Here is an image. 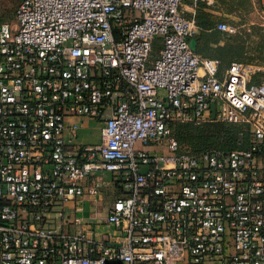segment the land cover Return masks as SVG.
Wrapping results in <instances>:
<instances>
[{
    "label": "built area",
    "instance_id": "built-area-1",
    "mask_svg": "<svg viewBox=\"0 0 264 264\" xmlns=\"http://www.w3.org/2000/svg\"><path fill=\"white\" fill-rule=\"evenodd\" d=\"M182 4L21 0L0 23V264H264L260 67L195 52ZM78 118L98 143L75 142ZM205 122L248 146L178 143L173 124Z\"/></svg>",
    "mask_w": 264,
    "mask_h": 264
},
{
    "label": "trees",
    "instance_id": "trees-1",
    "mask_svg": "<svg viewBox=\"0 0 264 264\" xmlns=\"http://www.w3.org/2000/svg\"><path fill=\"white\" fill-rule=\"evenodd\" d=\"M21 0H10L5 11L0 13V23H8L15 19L16 8ZM260 4L259 0H255ZM195 20L204 32L195 36V52L200 55H216L221 60V67H227L233 61L244 63H264V30L256 24L249 25V31L240 30L234 34H227L216 29L220 22H228L241 25L247 22L252 11V0H194ZM261 9L264 11L260 4ZM223 11L226 14L234 15L237 21L232 18L215 17L209 10ZM185 16L186 14L182 12ZM256 37V39H255ZM160 38L152 40V50L159 49ZM224 39L222 46L215 48L209 46L210 41ZM264 79V77H263ZM238 124L225 122H208L201 125L190 123L173 124V134L178 143L185 149L192 152L220 149L230 151L237 148H246L250 138L249 131L243 130Z\"/></svg>",
    "mask_w": 264,
    "mask_h": 264
},
{
    "label": "crops",
    "instance_id": "crops-1",
    "mask_svg": "<svg viewBox=\"0 0 264 264\" xmlns=\"http://www.w3.org/2000/svg\"><path fill=\"white\" fill-rule=\"evenodd\" d=\"M213 0H207V3H212ZM252 11L250 12L249 16L252 15V14H256L257 15V18L255 20L253 19H247V22L244 23V24H241V25H236V24H232V23H229V24H232V25H235L237 28H238V31L240 30H245V31H249V25L251 24H256V25H259L263 28L264 30V11L261 9V8H257L256 7V4H255V0H252ZM183 7H187V11L186 10H181L186 14L187 17H190L192 16L193 14L195 15V5H194V0H183V4H182ZM209 10V9H208ZM210 12H212V14L215 15V17H223V18H228L230 17L231 15L229 14H226L224 13L223 11H215V10H209ZM225 22V21H224ZM228 23V22H226ZM204 30H200L198 34L200 33H203ZM229 34V33H227ZM234 34V33H233ZM196 36V35H195ZM195 36L194 37H191L189 39V43L192 41V40H195ZM256 39V37H255ZM225 43L224 39H219L218 41H210L209 42V46L210 47H217V46H222L223 44ZM195 48H196V42H195ZM205 58H209V59H217L218 56L216 55H210V56H204ZM250 64H254V65H257L258 67H260V71L258 73V76L256 77V80L257 81H264L263 77H264V63H250ZM76 122L79 124V129L82 127V137L83 135H85L83 129L85 128L84 127V124H90V128L91 129V133H96L95 136L92 135V139L93 140H90L89 142H91L92 144H95V143H98L99 140H100V124L97 123V121H95L94 119L92 120L91 118H78V119H75ZM82 122V124H81ZM78 129V131H79ZM84 143H87V142H83L82 144ZM106 177V176H105ZM117 190H114V192H116ZM118 192V191H117Z\"/></svg>",
    "mask_w": 264,
    "mask_h": 264
},
{
    "label": "rangeland",
    "instance_id": "rangeland-1",
    "mask_svg": "<svg viewBox=\"0 0 264 264\" xmlns=\"http://www.w3.org/2000/svg\"><path fill=\"white\" fill-rule=\"evenodd\" d=\"M9 4H10V0H0V13L2 12V11H5L6 9H7V7L9 6ZM255 4H256V7L258 8H261L260 7V4H258V2H255ZM181 8H182V10L184 11V10H188L187 9V7L185 8V7H183V6H181ZM249 17V19H253V20H255L256 18H257V15L256 14H252V15H250V16H248ZM228 18H232L233 20H235V21H237L238 20V18L235 16L234 17V15H232V16H230V17H228ZM8 24L10 25V27H11V29L12 30H15V29H17V27H18V23H17V21H16V18L13 20V21H8ZM158 41H159V45H160V47H159V49H154L155 51H151V56H150V60H154L155 59V57H156V54L159 52V50L161 49V46H162V40L161 39H158ZM93 120V119H92ZM98 123V122H97ZM206 123H208V122H205L204 124H206ZM81 124H82V122H81ZM98 124H100V123H98ZM179 124H181V123H179ZM182 124H184V123H182ZM100 126H101V124H100ZM84 129H83V131H84V133H85V135H83V137H82V127L79 129V131H78V136H77V138H76V141L75 142H77V143H80V144H82L83 142H87V143H84V144H92L91 142H89L90 140H93L92 139V135L93 136H95V134L96 133H91V129L92 128H90L91 126H90V124L88 125V124H84ZM144 149H146V147H144ZM163 152H165V151H163ZM102 176H103V179H106V180H109L110 179V175L108 174V173H102L101 174ZM106 176V177H105ZM100 189H101V193H102V201H103V207L105 208L108 204H110V203H112V201L117 197V196H120V192H117L118 190L116 189V186L115 185H113L112 183L111 184H109V185H107V186H105V185H101L100 186ZM114 190H117L116 192H114ZM89 212H87V214H88ZM85 216H87V215H85Z\"/></svg>",
    "mask_w": 264,
    "mask_h": 264
},
{
    "label": "water",
    "instance_id": "water-1",
    "mask_svg": "<svg viewBox=\"0 0 264 264\" xmlns=\"http://www.w3.org/2000/svg\"><path fill=\"white\" fill-rule=\"evenodd\" d=\"M190 46H191V48H192L193 50H195V40H192V41L190 42Z\"/></svg>",
    "mask_w": 264,
    "mask_h": 264
}]
</instances>
